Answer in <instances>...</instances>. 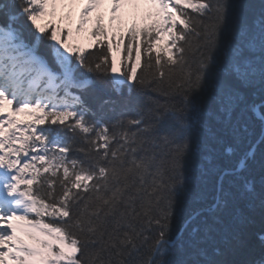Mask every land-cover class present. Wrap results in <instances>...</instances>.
Returning a JSON list of instances; mask_svg holds the SVG:
<instances>
[{
  "label": "snow or ice",
  "instance_id": "snow-or-ice-1",
  "mask_svg": "<svg viewBox=\"0 0 264 264\" xmlns=\"http://www.w3.org/2000/svg\"><path fill=\"white\" fill-rule=\"evenodd\" d=\"M78 2L0 0V264H264V0Z\"/></svg>",
  "mask_w": 264,
  "mask_h": 264
},
{
  "label": "trees",
  "instance_id": "trees-1",
  "mask_svg": "<svg viewBox=\"0 0 264 264\" xmlns=\"http://www.w3.org/2000/svg\"><path fill=\"white\" fill-rule=\"evenodd\" d=\"M233 2L236 4H243V3L249 2V0H233ZM252 2H255L258 4L259 0H252ZM54 21H57V22L60 21V17L56 18ZM45 22L46 21H43L41 23H45ZM65 23L67 22L65 21ZM138 25L142 26V24H138ZM72 27H73V36L71 39H69V43L80 44L81 46L87 48L88 45H83L79 41H77V35L75 33V23L74 22H73ZM118 60H119V56H118ZM118 67H120L119 63H118ZM254 128H255V134L258 136L259 131H260L259 126L255 125ZM247 148H248L247 142L242 143V144H237L236 145L237 155H240L241 153L246 151ZM256 151H257V155H259L261 151H264V145H257ZM73 155H79V154L73 153ZM232 162L233 163L235 162V158H232ZM256 178L259 179L258 175H256ZM180 226H181V221L177 219L174 222V229L179 228ZM243 231H244L245 245L242 248H240L238 251L229 254L227 258L230 260H234L237 262L243 261L249 258V256L252 253L259 252L260 244H259L258 236L261 233H264V210H262L258 204L251 208H247L245 210V220L243 224Z\"/></svg>",
  "mask_w": 264,
  "mask_h": 264
},
{
  "label": "rangeland",
  "instance_id": "rangeland-1",
  "mask_svg": "<svg viewBox=\"0 0 264 264\" xmlns=\"http://www.w3.org/2000/svg\"><path fill=\"white\" fill-rule=\"evenodd\" d=\"M83 3H84V0H79V2L74 6V10H73V20L74 22L78 19V14H79V10L80 8L83 6ZM104 9V21H107L108 22V18H109V15H110V9H109V5L108 3L106 2V6L103 8ZM150 10V6L149 5H146V4H141L140 5V10H139V13L138 14H135L133 15L131 13V10L130 9H124L123 12V19H124V24H123V28L126 29L134 20L135 21H139L142 19L143 17V13L144 11H149ZM68 11V9H58V12H57V17H61L62 14L66 13ZM102 11V10H101ZM96 13H93V16H95ZM54 19V18H52ZM91 28V25H86V31L80 35V39L85 41L84 40V37H88L87 35V31ZM88 39V38H87Z\"/></svg>",
  "mask_w": 264,
  "mask_h": 264
}]
</instances>
